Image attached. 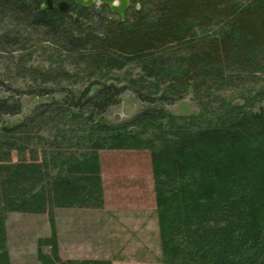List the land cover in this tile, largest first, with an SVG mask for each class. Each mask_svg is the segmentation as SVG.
<instances>
[{"label": "trees", "instance_id": "16d2710c", "mask_svg": "<svg viewBox=\"0 0 264 264\" xmlns=\"http://www.w3.org/2000/svg\"><path fill=\"white\" fill-rule=\"evenodd\" d=\"M43 1L0 0V14L22 30H42L45 41L76 54L91 71V81L3 128L8 133L4 146L0 141V154L7 157L0 164V264H11L1 235L9 212L103 207L100 150L143 148L153 156L165 264H264V81L243 86L249 92L241 95L243 103L221 94L229 85H256L258 76L264 77L259 55L264 53V0H132L124 20L93 12L98 21L91 28L58 9L42 10ZM13 32L1 33L0 44H18ZM129 67L138 70L137 77L127 86L114 84L113 72ZM158 80L166 84L164 90ZM128 88L144 108L124 122L106 120L104 114L121 103ZM190 91L202 117L180 122L165 105ZM214 104L220 111L208 119ZM24 105L13 95L1 97L0 122L3 115L20 114ZM258 105L261 111H253ZM86 108L89 118L99 117L89 136L74 142L86 150L72 151L57 173L51 172L40 162V155L46 156L37 135H29L36 127L39 133L55 111L67 110L78 119ZM39 242L57 254L56 235ZM74 263L110 264L94 259L66 264Z\"/></svg>", "mask_w": 264, "mask_h": 264}, {"label": "rangeland", "instance_id": "374dc122", "mask_svg": "<svg viewBox=\"0 0 264 264\" xmlns=\"http://www.w3.org/2000/svg\"><path fill=\"white\" fill-rule=\"evenodd\" d=\"M102 15L118 18L107 11ZM97 21V17H92L85 23L96 24ZM17 23L9 15L0 14V34L6 30L15 31L13 34L18 32L16 36L20 41L16 45L0 44V98L13 95L22 101L26 100L30 105H24L20 114L2 116L0 141L3 146L6 143L4 134L8 133L3 130L4 127L9 128L24 120L39 104L60 100L65 94L83 90L91 81V71L77 59L76 54L62 52L53 43L45 41L42 30L30 27L22 30ZM260 54L264 56V53ZM137 73L134 67H129L127 72L115 71L112 82L127 86L130 77H137ZM263 81L264 77L259 75L256 85H229L222 88L221 94L243 103L241 95L249 93L243 90V86L258 87ZM156 83L161 90L165 89L163 80ZM121 99L120 104L104 114V118L114 124L132 118L145 106L130 88L122 94ZM124 102H134L137 107L132 116L118 120L116 115L121 113ZM165 106L180 122L193 115L200 114L202 117L192 100L191 91L176 103ZM218 106L214 104L208 110V119H211L213 112H217L215 107ZM88 110L86 108L85 112H80L78 119L67 110L55 111L48 118L46 116L47 123L39 133L37 127L29 131L31 134L28 135H37L35 141L44 147V150L39 151L46 157L41 154L39 159L48 165L51 172L57 173L72 151L79 154L86 150L74 142L80 141L84 135L89 136L90 128L98 123L99 117L89 118ZM252 110L260 112L261 106ZM163 123L166 124V120ZM131 129L135 133L141 131L140 127ZM143 136L150 138L151 132L146 130ZM99 153L104 206L85 207L75 204L69 207L56 206L53 212H9L5 218L4 234L1 235H5L4 251L8 252L11 264H66L87 259L104 260L110 264H165L151 150L102 149ZM0 157V164H3L7 157L4 154H0ZM13 157L17 160L15 152ZM52 235L57 237V254L51 245L39 242L41 238H51Z\"/></svg>", "mask_w": 264, "mask_h": 264}, {"label": "water", "instance_id": "95a60500", "mask_svg": "<svg viewBox=\"0 0 264 264\" xmlns=\"http://www.w3.org/2000/svg\"><path fill=\"white\" fill-rule=\"evenodd\" d=\"M94 1L95 0H77L78 3H82L84 5H92ZM99 1L102 3L109 4L113 11L120 14L122 20L125 19L126 11L130 5V0H99ZM52 6H53L52 0H45V2L42 4L41 9L45 10L47 8H51ZM60 10L67 12L69 15H71L76 23L82 24V21L80 17L78 16V13L72 10V7L67 2L62 1L60 3ZM99 11L100 9L98 8V12ZM263 106H264V103H263ZM135 108H136L135 103L124 102L123 107H122V114H117L116 115L117 119H120L122 115L127 116V117L131 116L134 113Z\"/></svg>", "mask_w": 264, "mask_h": 264}, {"label": "flooded vegetation", "instance_id": "af4514ba", "mask_svg": "<svg viewBox=\"0 0 264 264\" xmlns=\"http://www.w3.org/2000/svg\"><path fill=\"white\" fill-rule=\"evenodd\" d=\"M44 1H43V3H44ZM62 1H65L68 4H70V6L72 7V10H74L75 12L78 13V15H79V17H80V19L82 21V24L76 23L71 15H69L67 12H64V11L60 10V3ZM52 4H53V6L51 8H47V9H58L61 13H64L67 16L71 17L72 21L75 24L80 25V26L81 25L82 26H86L88 28H91L93 26V24H86L85 22L87 21V19H90L92 17H95V16H93V12L95 14H97V15H102V13L104 11H107V12H109L112 15H116L118 17L120 16L116 12L112 11L111 7L108 4H105V3L104 4H100V8H99L100 11L99 12H98L97 7L95 6L96 4H93V5H84L82 3H78L77 0H52ZM131 5H132V0H130V6ZM130 6H129V9H130ZM85 14L88 15L87 18L85 16Z\"/></svg>", "mask_w": 264, "mask_h": 264}]
</instances>
